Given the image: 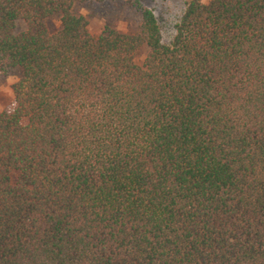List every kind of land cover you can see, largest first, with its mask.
Segmentation results:
<instances>
[{
    "label": "trees",
    "instance_id": "16d2710c",
    "mask_svg": "<svg viewBox=\"0 0 264 264\" xmlns=\"http://www.w3.org/2000/svg\"><path fill=\"white\" fill-rule=\"evenodd\" d=\"M102 1L0 0V264H264V0Z\"/></svg>",
    "mask_w": 264,
    "mask_h": 264
},
{
    "label": "rangeland",
    "instance_id": "374dc122",
    "mask_svg": "<svg viewBox=\"0 0 264 264\" xmlns=\"http://www.w3.org/2000/svg\"><path fill=\"white\" fill-rule=\"evenodd\" d=\"M141 3L152 10L161 27L162 42H170L174 34V24L180 16L187 0H140ZM206 1V0H205ZM73 12L83 15L87 19L88 32L97 36L105 25H109L121 32H134L139 15L124 4V0H103L99 3L75 4ZM49 34L55 33L60 28L57 15L44 22ZM18 29L23 25L17 24ZM144 51L140 52L135 61L140 64L144 57ZM18 74L11 73L5 77L0 76V113L11 111L15 104L11 92V85L16 81Z\"/></svg>",
    "mask_w": 264,
    "mask_h": 264
}]
</instances>
